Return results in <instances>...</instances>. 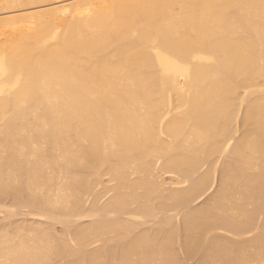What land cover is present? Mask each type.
I'll use <instances>...</instances> for the list:
<instances>
[{"label":"bare ground","instance_id":"obj_1","mask_svg":"<svg viewBox=\"0 0 264 264\" xmlns=\"http://www.w3.org/2000/svg\"><path fill=\"white\" fill-rule=\"evenodd\" d=\"M12 8L0 203L48 221L0 224V264H184L179 233L195 264H264V0H0ZM214 155L219 175L201 171ZM217 180L180 224L135 231Z\"/></svg>","mask_w":264,"mask_h":264},{"label":"rangeland","instance_id":"obj_2","mask_svg":"<svg viewBox=\"0 0 264 264\" xmlns=\"http://www.w3.org/2000/svg\"><path fill=\"white\" fill-rule=\"evenodd\" d=\"M72 1H75V0H72ZM56 4H58V2H56ZM55 4V2L54 1H50V2H44V3H41V4H37V5H34V6H32L33 7V9L32 10H34V11H36V10H46V9H49V8H51V7H53V6H55L56 5ZM12 10V11H11ZM15 10V11H14ZM17 9H14V8H12V9H10V10H8V12H7V10L6 9H4V10H0V18L1 17H6V16H8V15H16V13L18 14V13H21V12H23L22 10L23 9H18L17 11H16ZM10 11V12H9ZM3 12V13H2ZM12 12V13H11ZM15 12V13H14ZM9 29H12V28H6L5 30H7L6 32H4L3 30H1L0 29V43L1 44H5L8 40H9V38H11L12 36H11V34H12V32H13V30H16L17 29V27H15V29H13V30H9ZM250 90H253V88H249V91ZM242 94H244L243 93V91H242ZM251 96H253V95H251ZM251 98V97H250ZM247 102H239V104L237 105L238 107H237V113H236V115L237 116H235L236 118H235V123H234V134H235V138H237V137H239L240 135H242V132L243 131H245V129L247 128L244 124V114H245V111H246V104ZM238 119V120H237ZM218 155H214V156H212L210 159H208L207 160V162H206V164L204 165V167L202 168V170L201 171H205L206 169H208V168H210V166L211 165H213L214 167H216V169L218 170V172H217V175H219L218 173H219V170H220V168H221V166H222V163H223V160H224V157L223 156H220L219 157V159H218ZM215 164V165H214ZM212 167V166H211ZM167 175V176H166ZM133 177H136L135 175L133 176ZM164 180H165V182L167 183L166 184V187H175L176 185H172V176H170V174H169V176H168V174H165L164 175ZM109 180H110V176L109 175H105V176H103V185H101V186H99L98 187V189H96V190H103V191H105L104 189L109 185V186H111L114 182H109ZM169 181V182H168ZM110 183V184H109ZM106 186V187H105ZM102 187V188H101ZM217 187H218V180L216 181V183L212 186V188L211 189H209L205 194H203L199 199H196L195 201H193V202H191V203H188V204H184V205H180V206H176V207H168L167 209H165V210H159V209H156L155 211L157 212H155L154 213V215H153V217H149V219H147L146 220V218L145 219H143L142 221L139 219V221L136 219V218H134V219H136L137 221H138V223H139V227L138 228H136L135 229V231L137 232V233H140V232H143V231H145V230H147V229H150L151 230V228H156L157 227V224H158V222H160V220H161V218L162 217H165L166 215L167 216H173L175 219V221L174 222H176V223H179L180 224V220H181V218H182V216H183V214H184V212L185 211H187L188 209H190V208H197V207H200V206H202L209 198H210V196L214 193V191L217 189ZM140 192H142V190H139ZM109 195V194H108ZM110 196V195H109ZM109 196H104V198L101 200V202L103 203V202H105V200H107L108 198H109ZM91 197L92 196H90V199H91ZM154 198H155V196H154ZM9 199H11V198H8V199H6L5 201H3V203L1 204L0 203V205L2 206V208H0V224H6V223H9V222H11V224H12V222H14V224L15 223H18V222H21V221H26V222H34V223H36V222H38V221H48V220H45V219H41L40 217H38V216H33V215H31V214H29V209L26 207V208H16V210H17V212L16 213H14L13 214V216L11 217V214H8L7 213V210H9L10 211V209H12V210H14V204H13V202L11 201V200H9ZM157 202L156 203H158V199L156 200ZM88 204V203H87ZM0 206V207H1ZM133 206H135V204L133 205ZM6 208H7V210H6ZM170 208V209H169ZM3 209V210H2ZM5 209V210H4ZM21 209H23V210H21ZM16 210H14V211H16ZM158 210V211H157ZM10 213H12V212H10ZM21 213V214H20ZM155 214H157L156 216H155ZM4 215V216H3ZM7 215H10L9 216V218H8V216ZM7 216V217H6ZM177 216V217H176ZM3 217V218H2ZM157 217V218H156ZM33 219V220H32ZM76 220H77V217H76ZM91 220V218H80V219H78L77 220V224H87L89 221ZM135 220V221H136ZM2 221V222H1ZM149 223V224H148ZM10 224V223H9ZM155 225V226H154ZM138 226V225H137ZM153 226V227H152ZM147 227H149V228H147ZM55 228H56V230H57V233H61L62 232V229H63V226L62 225H60L59 223H57L56 224V226H55ZM61 230V231H60ZM180 231H181V229H180ZM179 231V232H180ZM181 234L182 233H179V237L177 236V239H176V244H175V246H176V248H177V252H178V254H179V257L181 258V260L183 261V263L184 264H195L196 263V260H197V258H194V257H192V256H189V258L184 254V252H183V249H182V246H181V243H182V237H181ZM109 235V234H108ZM107 235V236H108ZM111 236H112V234H110ZM110 235H109V237H110ZM247 236H252V233L251 234H248ZM102 237V236H101ZM103 237H105V236H103ZM102 237V239H107V237H105V238H103ZM100 243V244H99ZM102 244V241H100V242H96L95 244H93L90 248L91 249H94V248H96L98 245H101ZM191 257V258H190Z\"/></svg>","mask_w":264,"mask_h":264},{"label":"snow or ice","instance_id":"obj_3","mask_svg":"<svg viewBox=\"0 0 264 264\" xmlns=\"http://www.w3.org/2000/svg\"><path fill=\"white\" fill-rule=\"evenodd\" d=\"M40 218H41V219H44L45 217L41 216Z\"/></svg>","mask_w":264,"mask_h":264}]
</instances>
